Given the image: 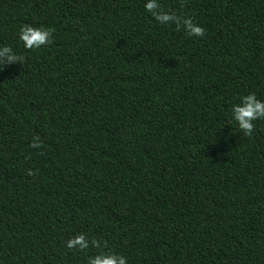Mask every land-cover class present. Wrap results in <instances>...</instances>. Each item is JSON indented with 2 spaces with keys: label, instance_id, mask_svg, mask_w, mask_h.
I'll use <instances>...</instances> for the list:
<instances>
[{
  "label": "trees",
  "instance_id": "16d2710c",
  "mask_svg": "<svg viewBox=\"0 0 264 264\" xmlns=\"http://www.w3.org/2000/svg\"><path fill=\"white\" fill-rule=\"evenodd\" d=\"M0 0V264H264V0ZM52 29L25 50L21 26ZM40 148H32L33 139ZM32 174L29 175L28 172Z\"/></svg>",
  "mask_w": 264,
  "mask_h": 264
},
{
  "label": "clouds",
  "instance_id": "9594fccd",
  "mask_svg": "<svg viewBox=\"0 0 264 264\" xmlns=\"http://www.w3.org/2000/svg\"><path fill=\"white\" fill-rule=\"evenodd\" d=\"M145 12L149 13L153 19L161 25L175 24L191 37H202L204 29L194 23L191 17L182 18L169 12L161 10L158 0H145L143 4ZM17 39L22 43L23 49H38L43 45L52 43V29L44 27H34L25 24L20 27ZM24 56L17 55L10 46L0 45V65L23 63ZM3 69L0 68V71ZM231 119L246 137L253 134V121L264 119V100L258 99L254 92L240 95L238 102L232 104L230 109ZM32 148H40L38 139L34 138L30 144ZM32 174L31 171L28 172ZM100 249L95 255L87 257L86 264H127V258L112 252H104L105 242L97 239H88L83 233H79L69 238L65 247L69 250L83 251L89 248Z\"/></svg>",
  "mask_w": 264,
  "mask_h": 264
}]
</instances>
